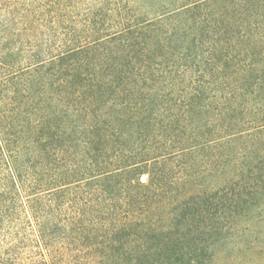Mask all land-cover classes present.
<instances>
[{"label":"trees","instance_id":"obj_1","mask_svg":"<svg viewBox=\"0 0 264 264\" xmlns=\"http://www.w3.org/2000/svg\"><path fill=\"white\" fill-rule=\"evenodd\" d=\"M253 222L264 0H0V264H217Z\"/></svg>","mask_w":264,"mask_h":264},{"label":"rangeland","instance_id":"obj_2","mask_svg":"<svg viewBox=\"0 0 264 264\" xmlns=\"http://www.w3.org/2000/svg\"><path fill=\"white\" fill-rule=\"evenodd\" d=\"M251 231L242 237L243 241L235 249L222 251L218 254L217 264H264V222H253ZM254 241H256L254 243ZM252 243V248L247 246ZM255 245H254V244ZM233 246V243H232Z\"/></svg>","mask_w":264,"mask_h":264}]
</instances>
